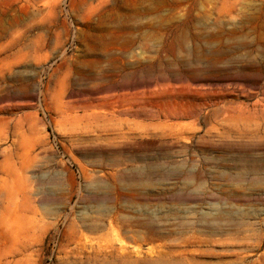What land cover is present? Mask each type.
Returning <instances> with one entry per match:
<instances>
[{
    "label": "rangeland",
    "instance_id": "obj_1",
    "mask_svg": "<svg viewBox=\"0 0 264 264\" xmlns=\"http://www.w3.org/2000/svg\"><path fill=\"white\" fill-rule=\"evenodd\" d=\"M0 264H264V0H0Z\"/></svg>",
    "mask_w": 264,
    "mask_h": 264
}]
</instances>
